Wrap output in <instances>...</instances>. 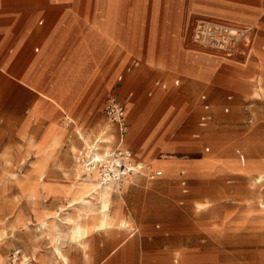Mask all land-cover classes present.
Wrapping results in <instances>:
<instances>
[{"label":"rangeland","instance_id":"374dc122","mask_svg":"<svg viewBox=\"0 0 264 264\" xmlns=\"http://www.w3.org/2000/svg\"><path fill=\"white\" fill-rule=\"evenodd\" d=\"M134 1L99 0L101 12L105 5L109 6L108 16L114 19L113 32H110L101 13L102 25L111 41L118 39L122 8L125 3L130 8ZM136 2L141 52L146 51L151 32L158 45L165 42L163 50L159 47L157 60L152 64L143 54L136 55L142 60L141 67L127 74L119 84L116 79L120 70L111 75L101 69V74L95 75L89 87L79 95L72 113H60L53 119L67 130L58 151H34L30 148V139L22 136L24 131L29 132L33 127L23 128L31 102H27L26 110L19 107L21 92L12 90L13 86L7 81L9 77L4 79L0 76V264H64L56 255V247H60L68 257V264H98L95 257L101 245L111 248L101 264H264V204H261L264 178L259 176L264 175V163L259 161L264 159V0L260 3L263 9L257 21L252 23L234 22L210 11L223 7L245 8L254 3L253 0ZM201 20L255 27L251 48L253 56L245 74L241 70L245 69L242 59L228 58L222 51L195 41L194 31ZM123 24H128L126 17ZM123 30L121 27V33ZM126 30L129 48L134 51L138 41ZM168 45L177 48L176 57L178 51L183 53L186 63H192L204 77L209 70L204 63L216 65L213 74L195 85L192 77L178 65L166 64L170 53ZM255 48L258 50L256 57ZM198 59L204 63L196 61ZM149 61H152L151 54ZM178 79L180 83L176 85ZM157 80L167 88H154ZM150 91H153L152 95ZM132 92L134 96L127 102L129 126L126 146L133 150L130 151L134 159L145 167L151 163L168 175L169 161L152 160L165 158L159 154L168 148L174 153L196 154L204 159L199 162L204 169H209L216 159L257 160L250 164L251 170L257 172L249 176L217 174L199 177L185 170L183 174H176H181L179 176L168 178L164 175L161 178H168L167 190L160 186L163 180L149 178V169L145 172L147 177L132 176L130 181L133 182L126 190L128 202L123 213L131 226L124 230L107 229L100 235L90 234L84 248L71 238L70 229L62 222L65 213L61 219H56L62 234L50 232L51 220L44 218L43 212L56 216L59 202L52 194L60 190L49 189L52 192L50 200L42 189L39 188L37 193L34 183L52 175L61 180L68 177L66 181L71 186L77 166L81 164L78 154L84 145L76 132L85 124L81 132L88 141L94 140L104 130L113 133L115 127L104 113L105 98L113 94L126 101ZM203 94L210 100L213 111V121L206 128L199 126L202 112L200 97ZM229 95H233L231 101L227 99ZM55 101L62 105L60 99L55 98ZM227 106L230 111L225 113ZM71 119L75 120L74 125L70 123ZM161 121L160 130L150 140L152 131ZM112 133L106 137L111 138ZM206 147L211 151L206 152ZM41 161L45 164V173L36 172ZM182 179H186L189 185V193L184 198L180 187ZM157 190L166 191L168 202L162 204L152 199L155 198L152 192ZM116 196L119 195L115 193L113 197ZM182 198L184 204L180 205ZM136 202H141L138 206L143 207L142 210H138L140 207H136ZM155 205L163 210H155ZM96 206L99 210V205ZM178 222H183L184 228H178ZM178 231L183 235L178 237ZM134 232L136 234L131 237ZM156 238L167 242L162 249H155L158 246L154 243Z\"/></svg>","mask_w":264,"mask_h":264},{"label":"crops","instance_id":"0c3cea01","mask_svg":"<svg viewBox=\"0 0 264 264\" xmlns=\"http://www.w3.org/2000/svg\"><path fill=\"white\" fill-rule=\"evenodd\" d=\"M253 1L254 3L247 5L245 8L223 7L212 9L210 12L234 22H256L257 16L260 15L263 9L260 5L263 0ZM122 10V18L119 23L117 35L118 39L116 40L114 38L115 40L111 41L105 30V26L102 25L103 22H101V6L99 0H0V76L4 77V79H6L5 77H9L7 81H9L8 84L13 86L12 90L21 92L19 107L26 110L28 105L27 102H31L27 111L28 118L23 128L25 129L27 126L33 127L29 132L24 131L22 137L30 139L29 141L32 143L30 148L34 151H58L61 148L65 136L67 135V130L53 119L60 113H72L79 95L89 87V82L95 75L101 74V69L106 73L109 72L111 75L116 74L120 70L116 79V83L119 84L124 80L127 74L141 67L142 60L136 55L143 54V57L151 64L155 63L157 60L156 53L159 51V47L161 49L164 48L165 42L159 43L160 45H158L153 39V32H151L148 47L146 51L141 52L140 25L137 19L138 4L136 0L130 8L127 7L125 3ZM125 17L128 22L127 25L123 24V19ZM121 27L124 28L122 39ZM253 28L255 29V27ZM126 29H128L131 36L138 41L136 50L134 51L129 48L130 40ZM151 48L153 49L152 52L150 51ZM168 49L170 53L168 54V61L166 64L169 66L178 65L186 74L192 77V81L195 85L204 81L205 77L206 80H208V76L213 74L216 65L204 63L202 59L196 60L209 67L204 77L197 67L192 66V63H186L183 53L178 51V56H175L177 48L168 45ZM254 52L256 57L258 50L255 48ZM149 54H151L152 61H149ZM252 54L251 50L250 57L241 62L242 66L245 67V69H241L244 70V74L247 69L246 66L250 63V59L253 56ZM176 59L178 60L176 61ZM123 64L125 65L122 68ZM179 83V79L175 81L176 85H179ZM153 86L154 88H166V85L160 80L155 81ZM152 92L153 91H150L149 94L152 95ZM110 96L115 95L109 94L105 98L104 106L106 99ZM133 96L134 93L132 92L129 94L126 101H122L126 105V108L127 102H129ZM55 98L60 99L62 105H59L55 101ZM227 99L231 101L233 95H229ZM200 100L202 112L199 117V126L201 128H206L213 121L212 105L206 94L201 95ZM130 105L132 106L133 103L131 102ZM206 105L209 106L208 109L205 108ZM63 108L67 110V113ZM229 111L230 107L227 106L225 108V113ZM71 121L74 125L75 120L71 119ZM110 123L115 127V131L113 133L110 130L103 131L100 133L101 136L99 134L94 140H91L93 143L86 140V137L81 132L85 124L80 127L76 135L84 145L80 149L78 157L87 148H94L99 155H105L119 146L120 135L118 127L113 122L110 121ZM162 124L163 121L158 123L154 128L150 140L160 130ZM109 133H112L110 137L113 139L106 137ZM126 136L121 143L122 148L129 149L133 152L132 149L126 146ZM112 140H116V144H114ZM57 142H60V144L56 146L55 144ZM172 151L173 150L168 148L163 149L159 155H165V158L156 157L152 159L157 161H169L171 163L169 164L168 175L163 173L161 177L155 180L163 178L164 175L168 178L179 176L185 173V170L191 175L199 177L214 176L217 174H243L249 176L257 172L252 171L250 165L257 160L246 162L230 159H216V162L210 165L209 169H204L203 165L199 163L204 159L198 158L196 154L174 153ZM205 151L210 152V147H206ZM180 155L184 156L181 157ZM259 161L264 163V159H260ZM44 166L45 164L41 161L36 172L45 173ZM78 166L85 174L86 172L93 173V171H96H87L82 164ZM181 167H185L186 169H182L181 171ZM32 172H34V169ZM47 172L49 173L48 169ZM180 172L181 174L176 175ZM34 175L38 176L37 173H34ZM74 175L75 174L72 176ZM50 176H45V180L40 179L39 182H35L34 189L37 190V193L39 188L42 189L44 195H47L51 200L49 189L56 188L64 192L65 189H68L70 186L66 181L68 177L62 178L61 180L52 175ZM138 177H147V173L139 174ZM168 178L161 179L163 181L160 183V186L165 190H167L165 185L168 183ZM132 182L133 181H130L127 184V188H129ZM231 182L232 181H229L228 183ZM259 184L261 183L259 182ZM180 187L182 197L184 198L189 193L188 181L182 179ZM165 190L153 191L152 194L155 198L152 199L160 201L162 204L165 201L168 202ZM183 198L179 202L180 205L184 204ZM120 199L119 196L113 197L111 212L119 210L118 217H123L125 205L128 202L126 193L124 201L121 202ZM138 204L140 205L141 202H136V207H140ZM158 208L160 207L154 206L155 210H163ZM142 209L143 207L138 208L139 211ZM153 215L157 216L156 213ZM163 217L162 220L165 219ZM180 227L184 228L183 222H181V224L178 222V228ZM102 232L105 231L91 228L89 236L90 234L100 235ZM135 234L136 232L132 233L131 237ZM182 235L183 232L178 231L177 236L180 237ZM154 240V243L158 244L155 248L156 250L162 249V246L167 243L163 238H156ZM159 243H161V245ZM109 251H111V248L106 249L104 245L98 247L95 257L98 264L104 261L106 252ZM101 252L103 254H101Z\"/></svg>","mask_w":264,"mask_h":264},{"label":"built area","instance_id":"2783aa9c","mask_svg":"<svg viewBox=\"0 0 264 264\" xmlns=\"http://www.w3.org/2000/svg\"><path fill=\"white\" fill-rule=\"evenodd\" d=\"M254 37V28L251 26L208 20L199 21L194 31L195 41L206 47L222 51L228 58H240L243 61L251 55ZM205 108L208 109L209 106L206 105ZM104 113L111 122L117 125L120 144L110 153L101 155L100 158L95 149L87 148L79 155V163L87 171L97 170L103 184L112 183L120 188L127 176L139 175L147 172L148 169L150 179L155 180L161 177L162 171L145 167L143 163L134 159L130 150L122 148L121 143L128 132L126 105L116 96H110L106 99Z\"/></svg>","mask_w":264,"mask_h":264},{"label":"bare ground","instance_id":"6f19581e","mask_svg":"<svg viewBox=\"0 0 264 264\" xmlns=\"http://www.w3.org/2000/svg\"><path fill=\"white\" fill-rule=\"evenodd\" d=\"M109 10V6L105 5L103 7V13H101L103 20H105V23L108 25L107 30L113 32L114 19H111L108 16ZM55 145H59V142H57ZM96 154L99 158L101 157L97 151ZM148 167L152 170L157 169L151 163ZM77 169L78 170L75 175L74 183L69 187L68 190H65L64 192L53 190L55 192H53L52 195H54L55 199L59 202V212L56 214V216L51 217L48 212H43V214L44 218L51 220L50 232L56 231L58 235H61L62 230L58 226L56 219H61L62 213H65L66 216L61 220L70 229L71 238L79 241L80 243H78L85 248L86 239L89 237L91 228L105 231L107 229L124 230L131 226L130 221L127 218H124L125 216L118 217L119 210L111 212V204L113 202V195L115 193L119 195L121 202L124 201L127 184L132 179V176H127L124 179L123 186L120 188L119 186L112 183L103 184L100 174L97 170L93 171V173L86 172L85 176H82V171L80 172L79 166H77ZM259 176L260 179L264 178L263 174H260ZM97 204L99 205V210H97ZM261 204H264L263 196H261ZM262 206L264 207V205ZM200 208H202V205H200ZM55 250L58 259H60L64 264H68V257L63 253L62 249L60 247H56ZM25 260L29 259L25 257Z\"/></svg>","mask_w":264,"mask_h":264}]
</instances>
